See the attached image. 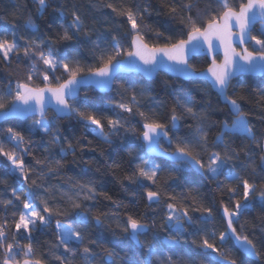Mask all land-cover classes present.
Segmentation results:
<instances>
[{"label":"trees","instance_id":"16d2710c","mask_svg":"<svg viewBox=\"0 0 264 264\" xmlns=\"http://www.w3.org/2000/svg\"><path fill=\"white\" fill-rule=\"evenodd\" d=\"M109 3L121 11L132 9L143 13V20L137 17L138 30L144 36L145 43L153 48L165 45L170 47L180 39H187L188 27L181 22L180 16L173 18L170 7L165 5L177 7L185 19L192 16L201 27L206 25L210 14L222 11L217 0H48V7L42 12L38 11L36 0H0V39L11 41L12 34L15 33L17 42L21 45L24 40L44 41L46 52L52 51L61 58L67 57L70 69L80 67L86 73L89 68L100 66V55L110 52L116 41L120 43L122 53L131 50V24L126 16L108 8L106 5ZM189 3L192 5L191 9L181 11L183 5ZM230 3L238 7L239 0H230ZM73 12L83 21L82 31L75 33L72 40L64 41L61 39L63 32L73 31L70 28ZM29 19L35 25L34 28L27 27ZM262 31L264 26L257 25L252 35L264 39ZM157 33L160 35L157 36ZM248 49L254 51L258 46L252 41ZM123 57L122 54L117 59ZM216 60L219 61L220 58L217 57ZM32 63L22 52L19 57L11 55L9 62L0 59V95L11 99L16 84L27 82ZM190 64L197 72L210 66L206 57L194 58ZM46 67L42 62L36 63L33 87L43 86L42 77ZM48 74L52 87L67 79V73L62 67L55 72L49 71ZM55 77H59V81ZM228 95L236 99L248 114L247 119L260 147L239 135L226 137L231 148L239 153V159L225 165L222 174L214 180L207 175L201 176L190 166L153 157L151 160L161 169L156 184L148 181L133 183L127 179L135 175L136 165L141 163L139 157L143 155L142 152L135 151L131 156L128 153L129 147L138 149L141 144L138 137L143 131L144 120L137 109L169 126L175 109V114L180 119L178 129L172 130L174 139L193 138L198 122L176 103L177 97L188 103L194 111L207 117L204 127L208 132L209 146L207 153H201L204 161H207L211 152L223 151V146H216L212 142L220 132L219 122L228 119L231 123L234 117L228 115L229 108L221 103L210 86L202 80L183 81L160 73L154 81L147 82L141 76L126 75L116 79L110 93L101 94L92 88L83 89L73 103L81 111L90 112L101 119L103 131L109 136V141L97 135L99 129L96 125L81 119L76 111H72L71 117L65 119L57 118L52 112L48 113L44 118L49 127L47 133L38 127L33 128L32 122L39 120L38 118L3 123L0 126V145H3L5 152L23 160L28 174V180L25 181L18 173H14L7 156L0 154V225H6L5 245L19 243L22 248L29 243V233L23 228L17 233L15 223L21 212L28 211L24 209L23 200L30 198L36 211L49 219L47 227L38 223L30 236L33 254L28 258L40 260L42 264H60L55 256L70 259L72 264H84L85 246L92 248L95 254L90 258L92 264H106L104 249L119 254L107 264H144L148 259L145 249L129 242L117 228V222L124 223L127 214L134 215L148 225V232L142 234L140 239L155 244L156 251L151 257V264H168L169 258L172 264H223L217 254L201 247L205 238L228 253L237 264H264V201L258 196L264 190V161L260 159L264 148V100H261L264 96V76H241L232 80ZM133 96L136 97V103L132 101ZM121 103L131 106L133 114L115 107ZM109 118H119L123 127L113 131L107 122ZM8 128L24 136L19 149L9 139ZM54 137H59L58 143L53 142ZM162 143L168 151L174 150V145ZM61 149L64 150L63 153ZM56 161H59V165ZM50 168L54 170L50 171ZM232 172L239 173L242 179L256 185L257 196L251 199V206L244 209L239 219L234 221V227L241 235L246 234L253 240L261 253L257 261L241 253L231 239L223 245L219 241L220 233L227 230L221 213V200L230 210L235 209L237 200H242L241 182L227 179ZM32 180L36 181L35 185ZM89 183L96 190L95 199L84 200L85 193H81L79 198L82 206L90 210V222L82 229L86 239L83 244L73 241L71 247L74 251L66 253L62 246L54 247L58 243L56 221L59 219L64 223H73L80 210H73L64 194L80 191L77 184ZM229 186L238 189L236 196L231 199ZM12 189L17 190L20 199L13 196ZM148 190L162 193L159 204L148 203ZM169 194L175 195L176 200L169 201ZM42 199L53 209L50 217L43 212ZM9 200L12 201L11 204L3 203ZM168 202L174 203L178 208H186L195 223H185L184 228L179 231L169 227L165 223ZM201 206L212 208L210 218L196 211ZM56 209L68 214L56 216ZM97 215L101 218L100 224L94 219ZM169 237L175 243H166ZM15 251L16 260L20 264L26 257L20 248ZM4 259V249L0 248V264H3Z\"/></svg>","mask_w":264,"mask_h":264},{"label":"snow or ice","instance_id":"6c2138e0","mask_svg":"<svg viewBox=\"0 0 264 264\" xmlns=\"http://www.w3.org/2000/svg\"><path fill=\"white\" fill-rule=\"evenodd\" d=\"M38 4V11L42 12L48 7V0H36ZM222 11L210 14L206 22V25L201 27L198 26V21L192 16H187L185 19L177 7H170V13L173 18L180 16L181 22L185 23L189 31L187 32V39H180L178 42L171 44V46H162L149 48L148 44L145 43L144 36L140 34L138 30L137 17L143 20V13L139 11H133L128 9L127 11L118 10L111 3L106 6L112 9L113 12H118L119 15L126 16L127 21L131 24V50L122 53V47L118 41L113 43L112 50L107 54H101L99 57L100 66L91 69L89 68L86 73L80 67L74 69L69 68V61L67 57L61 58L57 53L52 51H45L44 41H28L24 40L23 37L19 39L24 40V44L21 45L17 42V36L15 33L12 34L11 41L8 39H0V59L5 62L10 61L11 55L19 57L20 53L27 59L33 61L31 70L27 75V82L17 83L14 95L11 99L0 95V113L5 115L14 113L18 115H27L29 113H39L42 119L33 120V128H39L41 131L49 132V127L46 120L43 119L46 115V108L53 107L58 113L68 115L72 111L79 113L81 119L90 122L92 125H96L99 131L97 135L102 136L106 141H109V136L104 133L101 119L87 111H81L74 103L69 102V98L74 99L78 90L82 84L88 83L89 76L97 77L95 83L98 86H106L111 83L112 75L115 71L127 70L131 65L134 64L132 58H136L143 63V65L155 66L159 63L158 57H166L168 61H172L176 65H183V70L188 74H195V67L189 63V51L192 53H204L212 54L216 52L218 48H223L224 58L220 63H217L215 57L212 59L211 65L207 69L205 79H211L212 86L218 89L219 94L223 97L226 104L229 106V116L234 117L229 123L228 119L219 122L220 132L212 142L216 146H223V151H214L207 156L205 162L201 153L208 152L209 139L208 132L205 130L204 121L207 119L206 115L193 110V108L185 103L180 97L176 98V103L184 108L194 120L198 123L195 127V133L191 140H184L173 137L172 130L177 128V122L180 119L175 114L173 109V115L170 117L171 124H165L160 122L154 117H150L142 111H138V114L143 118L144 123L142 125L143 131L139 135L141 144L138 149L129 147V155H133L135 152H142L139 158L140 164L136 165V173L134 176L127 177L131 182L136 183L137 181H148L151 184H156L160 175L159 165H155L151 160L153 154L165 155L176 163L185 166H194L202 171L209 179H216L222 174V169L230 161L239 159V153L231 148L229 140L227 138L235 137L237 135L252 141L260 147V144L256 140L252 126L247 119V113H245L241 105L236 99H233L227 94V90L231 85L232 78L237 73L244 72H260L264 73V39H259L252 35V28L254 23L259 19L262 26H264V0H239L238 7L236 4L230 3V0H217ZM192 5L185 4L183 9L190 10ZM147 12V9L144 10ZM63 15V13H61ZM83 21L80 16L73 12V20L70 28L73 30L71 33L68 30L63 32L61 39L64 41H70L73 39L75 33L82 31ZM27 27L34 28L35 25L31 19L27 22ZM160 33H157L159 36ZM264 35V31L261 32ZM169 39H171L169 37ZM115 41V37H113ZM239 41L240 45L246 44L248 41H254L258 46L257 50L249 51L247 47H244L241 51H237L235 42ZM126 56V60H118L117 57L121 55ZM42 62L47 67L44 70L42 77L43 86H32L33 76L37 72L36 63ZM62 67L67 73V79L57 84L56 87L51 86L49 78V71L55 72L58 68ZM136 67H139L136 65ZM83 73V75H81ZM59 81V77H55ZM264 100V96L261 97ZM55 102L53 105L52 102ZM133 103H136V97H132ZM123 112L133 114V108L123 103L115 106ZM108 125L113 131L123 127V124L119 118L108 119ZM9 139L14 142V147L19 149L23 144L24 136L20 132L14 131L12 128L7 129ZM166 142L169 146L174 145V150L169 153L168 149L164 147L162 143ZM54 143L59 142V137L53 138ZM71 148L72 145L70 144ZM26 152L27 149H22ZM63 153L64 150L61 149ZM0 154L7 156V159L13 165L14 173H18L25 181L28 180V174L24 167L22 159L17 158L15 155L9 152H5L3 145H0ZM261 161H264V148H262V155L260 156ZM59 165V161H56ZM54 169L50 168V171ZM230 181H240L243 188L242 200H237L235 203V209L230 210L221 200L223 209V216L227 222V230L221 232L219 235V241L221 245L229 239H234L241 249L248 257H255L257 260L260 259L261 253L257 250L255 243L248 235H241L236 227H234V221L239 219L244 209L251 206L250 201L252 198L257 196L256 185L250 184L247 179H242L239 173L232 172L229 177ZM32 184L35 185L36 181L32 180ZM80 191L73 194L64 195L67 197L73 210L79 209L77 212V218L73 223H64L57 219L56 221V238L58 243L54 247L62 246L66 253L73 252L74 249L71 247L73 241L83 244L86 237L82 229L86 228L90 222L89 209L82 206L79 198L81 193H85L84 200L95 199L96 190L89 184H77ZM237 187H228V193H230V199L235 197L237 194ZM22 191V189H21ZM13 196L18 200L20 199L17 195V190L12 189ZM134 195V194H133ZM162 193L160 191L148 190L146 191V199L149 204H159L161 201ZM259 199L264 201V190L258 193ZM107 198V197H106ZM169 201H175V195H168ZM44 204L43 212L48 214V217L53 215V209L48 206L47 201L41 200ZM5 205L11 204L12 201H4ZM23 206L25 210H31L29 212H21L19 214V220L15 223L16 232L19 233L20 229L23 228L29 233V243L24 245L22 248L19 243H7V231L6 225H0V248L4 249L5 259L3 264H19L16 260V249L20 248L26 257L23 260V264H41L40 260L29 259L33 254V246L31 243V232L35 230L39 223L42 227H47L49 219L46 216L41 215L40 212L36 211L31 202L30 198L23 200ZM168 210L165 217V223L172 229L179 231L185 225V223L193 224V218L188 214L186 208H178L174 203L168 202L166 204ZM196 211H200L202 214H206L207 218L212 216V208L210 207H199ZM54 214L56 216L67 215L68 213L60 209H56ZM97 224L101 223L99 215L94 217ZM243 227V226H241ZM117 228L125 234L129 242H134L145 249L148 259L145 260L144 264H151V257L155 254L156 248L152 241H142L140 234L145 232L148 225L143 223L140 219L136 218L132 214H127L126 221L124 223L117 222ZM215 236V233H213ZM168 242L175 243V240L171 237L168 238ZM94 243V242H93ZM201 247L207 250H211L212 253L217 254L218 259L223 264H237L235 259H231L228 253L221 251V248L217 247L214 243L210 242L208 238L203 239ZM107 261L113 260L119 256L112 250L104 249ZM84 264H92L91 257H94L92 248L83 247ZM55 259L60 264H72L70 259L62 256H55ZM107 264V262H106ZM168 264H172L171 258H169Z\"/></svg>","mask_w":264,"mask_h":264},{"label":"water","instance_id":"95a60500","mask_svg":"<svg viewBox=\"0 0 264 264\" xmlns=\"http://www.w3.org/2000/svg\"><path fill=\"white\" fill-rule=\"evenodd\" d=\"M260 24L261 23H260V21L258 19L253 25L252 32H253L254 28L257 25H260ZM251 43H252V41H248L246 44L240 45L239 41H236L235 42V46L237 47V51H241L244 47L248 48V46ZM148 47L149 48H153V47H150V46H148ZM199 57L208 58V60L210 62V65L212 63L213 57H215V59L217 57H219L220 60L217 61V63H220L223 60V58H224L223 48L222 47L218 48V50L216 52H213L212 54L192 53L191 51H189V56H188L189 63H191L194 58H199ZM126 59H128V58L126 56H124L123 58H121L119 60L123 61V60H126ZM158 59H159L160 62L157 63L155 66H153V65H143V63L141 61H139L138 59L132 58V60L134 61V64L131 65L127 70L115 71L113 73V75H112L111 83L106 85V86H98L95 83V81L97 79H99V78L89 76V78H88L89 82L85 83V84H82L80 89L78 90L75 98L74 99L69 98V102L73 103V101H75L80 96V93H81V91L83 89L92 88V89L96 90L97 92H99L101 94L110 93L112 91L113 87H114L116 79L119 76L138 75V76H141L142 78H144L147 82H152V81H154L157 78V76L160 73H163V74H166V75H168V76H170V77H172L174 79H180V80H183V81H190V80H196V79L205 81L210 86L212 91L219 97L221 103L226 105L229 108V106L224 101L223 97L219 94L218 89H216V88H214L212 86L211 79H205V76L209 75V74H207V69L208 68L203 70V71H200V72L196 71L195 74H191L190 75V74H188L187 72H185L183 70V67H184L183 65H176L172 61H168L166 57H158ZM136 65H138L139 67H136ZM241 76L263 77L264 73H260V72L237 73V75L234 76L232 78V80H234V79H236L238 77H241ZM227 94H228V90H227ZM52 103H53V105L55 104L54 101ZM50 112H52L57 118H60V119L70 118L71 115H72V112H70L68 115H63L62 113H58L57 111L54 110L53 107L50 106V107L46 108L45 117ZM45 117H43V119ZM31 118L42 119V117L40 116V114L38 112L37 113H29L27 115H18V114H14V113H9V114L5 115L4 113H0V126L3 123H5L7 121H10V120L26 121V120L31 119ZM178 127H179V121L177 122V128L176 129H178ZM176 129H174V130H176ZM169 153H170V151H169ZM152 157L153 158H160V159L169 161L171 163H176L174 160L170 159L168 156H165V155L153 154ZM190 167L194 171H196L198 174H200L201 176H205V174L202 171H200L197 167H194V166H190ZM221 213H222V216H223V210L221 211ZM223 218H224V216H223ZM224 220L226 222L225 218H224ZM187 225H191V224L187 223ZM226 225H227V222H226ZM146 232H148V228H147V230L145 232L141 233L140 235H142V234H144ZM231 240L234 243V245L236 246V248L239 251H241V253H243L246 257H248L241 249H239V246L236 243V241L234 239H231ZM135 245L138 246V247H141L140 245H137V244H135ZM248 258L251 259V260L257 261V259L255 257H248ZM105 260L108 263H110L112 261V260L111 261H107V258H105ZM20 264H23V262H21Z\"/></svg>","mask_w":264,"mask_h":264},{"label":"rangeland","instance_id":"374dc122","mask_svg":"<svg viewBox=\"0 0 264 264\" xmlns=\"http://www.w3.org/2000/svg\"><path fill=\"white\" fill-rule=\"evenodd\" d=\"M29 211H31V210L29 209L27 212H29ZM27 212H26V213H27ZM166 243H170V242H168V240H167Z\"/></svg>","mask_w":264,"mask_h":264},{"label":"flooded vegetation","instance_id":"af4514ba","mask_svg":"<svg viewBox=\"0 0 264 264\" xmlns=\"http://www.w3.org/2000/svg\"><path fill=\"white\" fill-rule=\"evenodd\" d=\"M187 224V223H186ZM184 228V227H183ZM141 236V235H140Z\"/></svg>","mask_w":264,"mask_h":264}]
</instances>
